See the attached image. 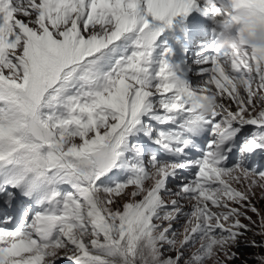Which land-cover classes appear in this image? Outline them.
Wrapping results in <instances>:
<instances>
[{
  "label": "snow or ice",
  "instance_id": "obj_1",
  "mask_svg": "<svg viewBox=\"0 0 264 264\" xmlns=\"http://www.w3.org/2000/svg\"><path fill=\"white\" fill-rule=\"evenodd\" d=\"M258 203L264 0H0V264H235Z\"/></svg>",
  "mask_w": 264,
  "mask_h": 264
},
{
  "label": "rangeland",
  "instance_id": "obj_2",
  "mask_svg": "<svg viewBox=\"0 0 264 264\" xmlns=\"http://www.w3.org/2000/svg\"><path fill=\"white\" fill-rule=\"evenodd\" d=\"M259 207L264 208V203H260ZM251 239H253V236H251ZM255 239L257 241H260L262 238L257 236L255 237ZM257 254L264 255V250L250 247V250L247 253L241 254L240 259H242V261H238V264H245V261L247 262V264H256L254 256Z\"/></svg>",
  "mask_w": 264,
  "mask_h": 264
},
{
  "label": "clouds",
  "instance_id": "obj_3",
  "mask_svg": "<svg viewBox=\"0 0 264 264\" xmlns=\"http://www.w3.org/2000/svg\"><path fill=\"white\" fill-rule=\"evenodd\" d=\"M189 65H190V67H192V68H196V67H197V65L194 64V63H192L191 60L189 61ZM192 78H198V76L193 75V76L191 77V79H192ZM199 80H200V78H198V79H192V81L194 82V84H195L196 86H198V87H202L203 85H201V84L199 83ZM259 204H260V203H258L257 205L259 206ZM253 218L255 219V217H253ZM245 223H246V221H245ZM251 236H252V235L249 234V235L247 236V239H248V240H251ZM249 250H250V247H244V246L242 245L241 248H240V251H239V259H237V260L235 261V264H238V261L241 262V261H242V259H240L241 254H245V253H247Z\"/></svg>",
  "mask_w": 264,
  "mask_h": 264
}]
</instances>
